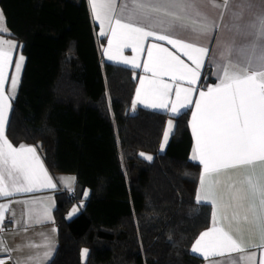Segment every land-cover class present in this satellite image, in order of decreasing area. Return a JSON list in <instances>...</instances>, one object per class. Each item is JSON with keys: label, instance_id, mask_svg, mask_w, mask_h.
Instances as JSON below:
<instances>
[{"label": "trees", "instance_id": "trees-1", "mask_svg": "<svg viewBox=\"0 0 264 264\" xmlns=\"http://www.w3.org/2000/svg\"><path fill=\"white\" fill-rule=\"evenodd\" d=\"M0 8L9 30L0 34L25 57L6 136L36 145L52 174L76 177L73 191L56 193L47 264H201L190 247L211 208L196 201L190 109L160 150L168 116L133 109L139 72L103 59L87 0H0Z\"/></svg>", "mask_w": 264, "mask_h": 264}, {"label": "snow or ice", "instance_id": "snow-or-ice-1", "mask_svg": "<svg viewBox=\"0 0 264 264\" xmlns=\"http://www.w3.org/2000/svg\"><path fill=\"white\" fill-rule=\"evenodd\" d=\"M231 3L232 0H224L226 12L230 10ZM208 4L214 8L221 7L215 0H89L92 18L100 25L99 34L107 36L108 46L104 48V55L132 69L142 67L143 72L149 74L139 77L133 109L139 103L179 116L193 103L194 86L202 78L206 63L215 66L218 82L199 91L191 113L194 138L191 159L202 165L196 201L212 205V227L199 235L191 251L205 259L238 253V260L230 264H264V173L255 179L248 177L246 187L229 186L232 191L228 201L218 191L221 184L218 178L225 172L264 164V10L252 13L247 21H243V13L233 17L235 32L253 38L251 44L241 49L253 55L237 69L232 63L233 53L237 51L234 43H218L211 55L209 47L201 43L219 27L202 9ZM220 18L223 19V14ZM7 32L9 30L0 11V33ZM149 38L167 41L176 52L161 43H149L147 57L141 64L138 54L145 51V41ZM17 47L15 41L0 39V198L32 193L41 188H56L36 149L24 144L15 147L5 134L25 61L23 55L15 60V72L11 75V87L6 94L8 69ZM129 48L133 53L131 57L123 54ZM177 53L187 57L191 65ZM209 75H213L211 68ZM165 77L170 78L171 83ZM173 91L175 99L170 100ZM173 131V120L169 119L163 132L161 150ZM139 155L148 161L153 159L152 155L143 152ZM72 180L74 182L75 178ZM88 194L84 192L85 197ZM10 203H0V232ZM22 203L27 206L36 202L24 200ZM230 208L237 210L231 217L228 215ZM77 211L78 208L73 207L68 216L75 215ZM241 212L243 221L251 225L254 233L247 241L241 229L233 226L239 223ZM26 217L25 230L33 218L37 224L50 220L51 207L47 204L27 207ZM47 247L43 257L30 256L16 264H42L52 255L51 245ZM0 251H12L2 238ZM87 252V249H82V257ZM0 264H5V260L0 259Z\"/></svg>", "mask_w": 264, "mask_h": 264}, {"label": "crops", "instance_id": "crops-1", "mask_svg": "<svg viewBox=\"0 0 264 264\" xmlns=\"http://www.w3.org/2000/svg\"><path fill=\"white\" fill-rule=\"evenodd\" d=\"M87 1L89 5V0ZM215 3L220 4L221 7L214 8L212 7L211 4H208V5H203L202 9L216 21L219 27L214 31V33L210 37H208L206 40H202L201 43L209 47L210 55L212 51L216 50L218 43L229 44V45L234 43L237 51L233 53L232 63L233 65L236 66L237 69H239L240 67H243L245 65L247 58H250L253 55L250 51H241V49H245L247 45L253 42V38L243 37V36L238 35L235 32L233 28V23H234L233 17L236 14L243 13V21L249 20L252 13L264 10V0H246V2L245 0H232V3L229 6L230 10L227 12L225 11L223 7L224 0H215ZM89 9H90V5H89ZM221 14H223L222 20L220 18ZM94 23L97 25V31H96L97 36L101 38L102 37L105 38V42L101 46L103 59L106 62L122 65V66L132 69L130 66L124 65L123 63L111 61L107 58V56L104 55V48L108 46L107 36H101L99 34L100 33L99 22L94 21ZM0 39L15 41L11 39L10 37H6L3 34H0ZM149 43H161L164 45V47L168 48L170 51L176 52V49L172 48V46L169 45L167 41H156L154 38H149L148 40L145 41V51L143 53L138 54L141 64L143 60L146 59L147 57L146 48H147V44ZM19 51L20 49L18 45V47L13 52V61L8 69L9 76L5 82L6 94L8 93V90L11 87V75L15 72V60L18 58V55L19 56L23 55ZM123 54L128 57L133 56V53L130 48L125 49ZM177 54L181 56V59H183L185 63L191 65V61H189L187 57L183 56L181 53H177ZM227 63L228 62L225 61V64ZM210 68H211L213 75L211 76L209 75L208 82L205 84V86H203L205 74L207 70H209ZM133 70H137L139 72L138 80L136 84V88H137L139 86V77L141 75H149V74H145L143 72L142 67L139 69H133ZM215 72H216L215 66L209 65L206 63V65L204 66L202 70V78L199 79L197 85L194 86L196 90L193 91L192 93L193 103L188 105L187 108L181 111L182 113L190 109L189 130H190V135H191V140H192V145H191V149L189 153L190 159H191L192 150L194 146V138L192 136L191 125H190L191 113H192V110L195 108L194 101L195 99L198 98L200 90H206L208 85H213L218 82L214 74ZM21 73H22V70H21ZM21 73H20V76H21ZM165 79L171 83L170 78L165 77ZM185 86L187 85L185 84ZM134 99H135V92H134ZM174 99H175V93L173 91V93L170 96V100H174ZM136 107H143V108L150 109V110L164 112L168 116L166 119L165 127L167 126V121L169 119H172L173 124L175 125V118L177 116H173L168 111H165L162 109H152V108L146 107L144 104H139V103L137 104ZM169 107H170V104H169ZM24 145L32 146L36 149L37 154L40 156L42 163L44 164L49 175L52 177L53 183L56 184V188L54 189L53 188H41L32 193H17L12 197L0 198V203H9L11 201L9 205V209L5 212V221L3 223V231L0 234V238H2L5 246L8 249L12 250L11 252L0 251V259H2V257L4 256V258H6V260L11 262V264H16L18 260H23L30 256L31 257H35V256L43 257V253L48 250L47 246L48 244H50L52 255L49 258L44 259L42 261V264H47L54 255V252L57 246V240H58V235H57L58 225L54 218V209L57 203L56 193L61 190L73 191L75 188L76 177L74 174H68V173L52 174L44 162L40 149L36 145H32V144H24ZM13 146L18 147L19 145L13 144ZM194 162H197L199 164L198 161H194ZM199 166H200V174L198 178V187H199L200 175L202 172V165H199ZM262 173H264V164H259V163L256 164L254 168L248 167V168H239V169L229 170L218 178L221 181L218 191L224 196L225 200L228 201L230 198V192L232 191V189H230L229 186L235 185V188L246 187V180L248 177H252L253 179H255L256 177L260 176ZM59 176H61V178H59L58 180ZM73 177L75 178L74 182L72 180ZM198 187H197V190H198ZM196 195H197V191H196ZM24 200L35 201L36 203L34 205L30 204L26 206L24 203H22V201ZM42 204H47L51 207V219L46 220L43 223L37 224L34 222L35 218H33V221L28 224L27 229L25 230L24 221L27 218L26 217L27 207H33V206L40 207ZM207 204H209L211 208L210 225L207 228L203 229L197 235L195 240L199 237V235L202 232L212 227V205L210 202H208ZM234 211H237V210L233 208L229 209L228 211L229 217L233 215ZM225 224H227V221L225 222ZM233 226L239 227L241 229V233L246 241L249 238H251V236L254 234L251 225L243 221L242 212L240 213L239 223L238 224L234 223ZM53 229H55V231H53ZM195 240L193 241V243L195 242ZM32 245H35V246H32ZM192 245L190 247V251H191ZM248 251H257V249H248ZM191 253L201 258L202 260L201 264H230L231 261L238 260L239 255H240L238 253H233V254H225V256L223 257L216 256V257H209L205 259L203 256H199L193 253L192 251ZM9 256L11 257V259H7V257Z\"/></svg>", "mask_w": 264, "mask_h": 264}, {"label": "rangeland", "instance_id": "rangeland-1", "mask_svg": "<svg viewBox=\"0 0 264 264\" xmlns=\"http://www.w3.org/2000/svg\"><path fill=\"white\" fill-rule=\"evenodd\" d=\"M0 11H2L1 10V8H0ZM4 23H5V20H4ZM7 27V26H6ZM12 39V38H11ZM14 40V39H13ZM20 52V51H19ZM18 57H19V55H18ZM167 127V126H166ZM166 127H165V129H166ZM164 129V130H165ZM163 142V136H162V140H161V143ZM161 145V144H160ZM166 145H167V143H166ZM165 145V146H166ZM165 148V147H164ZM160 150H161V148H160ZM164 150V149H163ZM59 178H61V176H59L58 177V180H59ZM73 190V189H72ZM81 205H83V201H80V202H78V203H73V205L71 206V208L69 209V211L67 212V214H66V217L67 218H71V217H73V216H71V217H69L68 216V214L70 213V211H71V209L73 208V207H77L78 208V211H77V213L79 212V210H80V207H81ZM76 213V214H77ZM83 249H87V248H83ZM88 253V252H87ZM86 258H87V255L85 256V257H82V262H85L86 261Z\"/></svg>", "mask_w": 264, "mask_h": 264}, {"label": "water", "instance_id": "water-1", "mask_svg": "<svg viewBox=\"0 0 264 264\" xmlns=\"http://www.w3.org/2000/svg\"><path fill=\"white\" fill-rule=\"evenodd\" d=\"M208 78H209V70H207V72L205 74L203 86H205V84L208 82ZM5 264H11V262L7 261V262H5Z\"/></svg>", "mask_w": 264, "mask_h": 264}, {"label": "built area", "instance_id": "built-area-1", "mask_svg": "<svg viewBox=\"0 0 264 264\" xmlns=\"http://www.w3.org/2000/svg\"><path fill=\"white\" fill-rule=\"evenodd\" d=\"M0 234H1V232H0ZM2 259H4V260H5V262H6V261H8V260H6V258H4V256L2 257ZM7 259H8V257H7Z\"/></svg>", "mask_w": 264, "mask_h": 264}]
</instances>
